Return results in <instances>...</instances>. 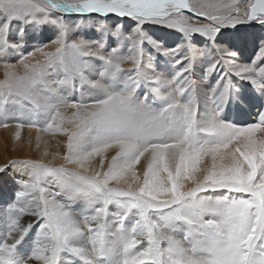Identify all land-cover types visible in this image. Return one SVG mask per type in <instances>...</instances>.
I'll return each instance as SVG.
<instances>
[{
	"label": "snow or ice",
	"instance_id": "snow-or-ice-1",
	"mask_svg": "<svg viewBox=\"0 0 264 264\" xmlns=\"http://www.w3.org/2000/svg\"><path fill=\"white\" fill-rule=\"evenodd\" d=\"M0 66L60 138L0 163V264H264V0H0Z\"/></svg>",
	"mask_w": 264,
	"mask_h": 264
},
{
	"label": "bare ground",
	"instance_id": "bare-ground-1",
	"mask_svg": "<svg viewBox=\"0 0 264 264\" xmlns=\"http://www.w3.org/2000/svg\"><path fill=\"white\" fill-rule=\"evenodd\" d=\"M36 59H41V56L38 55ZM3 71V67L0 66V78H2ZM15 131L16 129L14 126L11 128L0 127V144H11L13 147L17 148V151L15 152H13L12 149L0 151V163L15 157L39 158L45 148H47L50 152L58 150L57 144H55L49 136L50 133L38 132L35 128L26 127L20 132V140L16 141L14 138ZM37 136L41 137L39 150L36 149Z\"/></svg>",
	"mask_w": 264,
	"mask_h": 264
},
{
	"label": "rangeland",
	"instance_id": "rangeland-1",
	"mask_svg": "<svg viewBox=\"0 0 264 264\" xmlns=\"http://www.w3.org/2000/svg\"><path fill=\"white\" fill-rule=\"evenodd\" d=\"M38 56V55H37ZM41 59H43V57H41ZM25 129V128H24ZM51 138H52V140H53V142L55 143V144H57V141L60 139L59 137H57V136H54V135H52V134H50L49 135ZM13 148V146L11 145V144H0V151H3V150H10V149H12Z\"/></svg>",
	"mask_w": 264,
	"mask_h": 264
}]
</instances>
